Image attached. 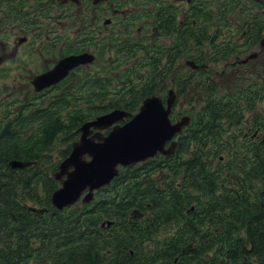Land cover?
<instances>
[{
  "label": "flooded vegetation",
  "instance_id": "obj_1",
  "mask_svg": "<svg viewBox=\"0 0 264 264\" xmlns=\"http://www.w3.org/2000/svg\"><path fill=\"white\" fill-rule=\"evenodd\" d=\"M0 7V72L7 90L38 95L37 75L88 52L92 62L40 93L64 87L81 72L103 80L92 88L114 91L115 105L135 91H154L127 110L123 125L147 97L157 95L167 105L174 91L170 119L189 115V124L166 143L167 150L175 141L173 153L135 163L129 180L145 181L156 202L176 198L179 208L157 211L149 201L142 216L129 213L127 230L140 243L121 253L128 256L123 264H216L215 250L229 248L216 237L231 234V218L205 207L246 191L255 168L262 175L264 0H3ZM192 124L208 135L210 152L202 162L187 161L182 149L196 144L182 138ZM166 185L179 194L168 193ZM154 186L162 191L155 197Z\"/></svg>",
  "mask_w": 264,
  "mask_h": 264
},
{
  "label": "trees",
  "instance_id": "obj_2",
  "mask_svg": "<svg viewBox=\"0 0 264 264\" xmlns=\"http://www.w3.org/2000/svg\"><path fill=\"white\" fill-rule=\"evenodd\" d=\"M102 82L81 72L62 88L0 99V264H123L128 256L121 253L127 246L140 243L131 239L134 235L127 230L132 226L127 221L130 211L148 209L149 201L155 203L152 209L157 211L179 208L174 197L161 202L149 199L146 182H131L127 167L89 204L77 202L62 210L52 204V194L59 187L53 174L78 140L77 131L83 123L116 108L135 110L154 93L138 90L115 105L114 91L92 88ZM194 123L199 122L193 119ZM193 124L182 138L196 144H183L182 149L188 150L187 161L193 157L202 162L210 152L208 135L200 134ZM60 135L65 147L56 156ZM262 154L261 178L255 168L248 173L246 191L205 207L222 212V218L224 214L231 218V234H221L220 240L216 237L217 242L229 244V248L215 250L216 264H226L227 260L231 264H264V150ZM14 159L33 163L13 169L10 162ZM165 187L168 193L179 194L173 186ZM152 190V196L162 192L157 186ZM106 220L114 223L103 227Z\"/></svg>",
  "mask_w": 264,
  "mask_h": 264
},
{
  "label": "water",
  "instance_id": "obj_3",
  "mask_svg": "<svg viewBox=\"0 0 264 264\" xmlns=\"http://www.w3.org/2000/svg\"><path fill=\"white\" fill-rule=\"evenodd\" d=\"M61 2L80 0H59ZM101 0H94L98 2ZM95 56L84 52L62 58L52 69L37 75L33 80L36 91L58 83L64 79L73 68L92 62ZM167 105L157 96L147 97L140 111L135 117L124 123L131 114L117 108L108 113L86 121L77 132L78 140L73 142L70 155L59 166L54 177L60 182V187L52 194V204L57 209H64L74 205L81 199L83 203H91L95 199V192L109 185L119 175V166H132L139 161L154 157L159 151L166 154L173 153L176 145L171 143L166 150V143L175 135L181 133L189 124L190 116L185 115L176 123L170 119L175 93L170 91ZM111 128L108 134L102 131ZM33 162L14 159L10 162L13 169H24ZM33 211L44 212V209L31 208ZM144 213L134 209V218ZM113 221H105L102 226L112 225Z\"/></svg>",
  "mask_w": 264,
  "mask_h": 264
},
{
  "label": "rangeland",
  "instance_id": "obj_4",
  "mask_svg": "<svg viewBox=\"0 0 264 264\" xmlns=\"http://www.w3.org/2000/svg\"><path fill=\"white\" fill-rule=\"evenodd\" d=\"M5 85V81L3 79L2 73L0 72V99L6 97V95H10L11 98L12 96L16 97L19 93H21V96L24 94H32V91H27L24 90L22 92L19 91H12V90H7ZM65 147L64 144V138H62V135H60L59 139L56 141L55 144V150H54V155L58 156L61 153V150H63ZM58 158V157H57Z\"/></svg>",
  "mask_w": 264,
  "mask_h": 264
},
{
  "label": "bare ground",
  "instance_id": "obj_5",
  "mask_svg": "<svg viewBox=\"0 0 264 264\" xmlns=\"http://www.w3.org/2000/svg\"><path fill=\"white\" fill-rule=\"evenodd\" d=\"M172 96V93H170V97Z\"/></svg>",
  "mask_w": 264,
  "mask_h": 264
}]
</instances>
